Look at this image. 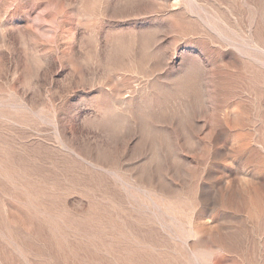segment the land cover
I'll use <instances>...</instances> for the list:
<instances>
[{
    "label": "rangeland",
    "instance_id": "374dc122",
    "mask_svg": "<svg viewBox=\"0 0 264 264\" xmlns=\"http://www.w3.org/2000/svg\"><path fill=\"white\" fill-rule=\"evenodd\" d=\"M0 264H264V0H0Z\"/></svg>",
    "mask_w": 264,
    "mask_h": 264
},
{
    "label": "bare ground",
    "instance_id": "6f19581e",
    "mask_svg": "<svg viewBox=\"0 0 264 264\" xmlns=\"http://www.w3.org/2000/svg\"><path fill=\"white\" fill-rule=\"evenodd\" d=\"M190 1V0H189ZM222 39V38H221ZM235 44V43H234Z\"/></svg>",
    "mask_w": 264,
    "mask_h": 264
}]
</instances>
